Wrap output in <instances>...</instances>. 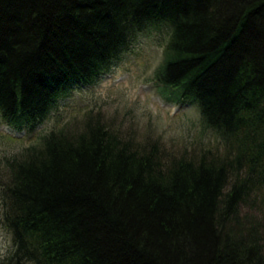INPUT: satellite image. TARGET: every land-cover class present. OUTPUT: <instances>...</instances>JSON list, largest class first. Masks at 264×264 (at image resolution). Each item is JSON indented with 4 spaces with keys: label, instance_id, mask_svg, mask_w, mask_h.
Returning <instances> with one entry per match:
<instances>
[{
    "label": "trees",
    "instance_id": "16d2710c",
    "mask_svg": "<svg viewBox=\"0 0 264 264\" xmlns=\"http://www.w3.org/2000/svg\"><path fill=\"white\" fill-rule=\"evenodd\" d=\"M163 30L154 81L222 151L47 131L5 159L0 264H264V0H0V123L33 131Z\"/></svg>",
    "mask_w": 264,
    "mask_h": 264
},
{
    "label": "rangeland",
    "instance_id": "374dc122",
    "mask_svg": "<svg viewBox=\"0 0 264 264\" xmlns=\"http://www.w3.org/2000/svg\"><path fill=\"white\" fill-rule=\"evenodd\" d=\"M164 30L160 36L154 31L138 34L108 72L91 84L74 87L33 131L0 123V179L6 173L5 159L18 155L40 135L61 127L77 131L88 119L104 123L135 143L156 145L168 158L198 155L205 149L221 152V139L202 130L198 107L172 99L154 81V70L162 60ZM9 247L10 236L0 216V254Z\"/></svg>",
    "mask_w": 264,
    "mask_h": 264
}]
</instances>
